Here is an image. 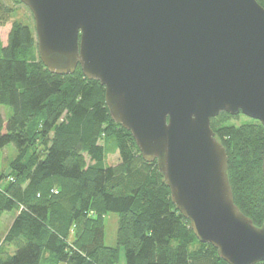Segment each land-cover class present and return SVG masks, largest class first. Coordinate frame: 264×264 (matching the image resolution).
I'll return each instance as SVG.
<instances>
[{
    "label": "water",
    "instance_id": "1",
    "mask_svg": "<svg viewBox=\"0 0 264 264\" xmlns=\"http://www.w3.org/2000/svg\"><path fill=\"white\" fill-rule=\"evenodd\" d=\"M38 57L54 74L79 65L104 86L195 237L228 264L264 261V218L235 205L227 153L210 119L224 111L264 128V7L257 0H18ZM264 177V147L262 151Z\"/></svg>",
    "mask_w": 264,
    "mask_h": 264
},
{
    "label": "trees",
    "instance_id": "2",
    "mask_svg": "<svg viewBox=\"0 0 264 264\" xmlns=\"http://www.w3.org/2000/svg\"><path fill=\"white\" fill-rule=\"evenodd\" d=\"M11 13L0 1V25ZM36 45L17 20L0 43V107L10 109L6 119L0 111V147L16 149L1 174L0 216L22 207L0 239V264H118L120 248L125 264H228L195 237L156 161H145L131 133L113 121L104 86L79 65L69 75L49 72ZM239 115L222 111L210 126L227 152L234 203L260 226L264 128L252 118L232 124ZM113 153L117 161L107 164ZM110 212L118 215L115 247L104 244Z\"/></svg>",
    "mask_w": 264,
    "mask_h": 264
},
{
    "label": "rangeland",
    "instance_id": "3",
    "mask_svg": "<svg viewBox=\"0 0 264 264\" xmlns=\"http://www.w3.org/2000/svg\"><path fill=\"white\" fill-rule=\"evenodd\" d=\"M2 1L5 5H8L9 7L12 8V13L10 15V18L4 25H0V43L2 45L6 44L7 37H8V32L11 28V24L13 23L14 20H17L25 25H28L30 29L33 31L34 36H35V31H34V22L32 19V15L28 8L23 5L22 3L16 1V0H0ZM36 39V38H35ZM37 46V45H36ZM37 50V49H36ZM38 54V52H37ZM0 111L3 114L4 118L6 119L7 116L10 114V109L5 106L0 107ZM248 117L245 115L241 114L238 116L237 119L232 120V124L239 125L241 123H244L247 120ZM109 152H113L114 148L113 146H108L107 147ZM227 153V152H226ZM16 156V149L12 144H8L4 147H0V179H1V174L6 173L9 169V164L11 160ZM117 161V154H108L106 156L105 162L107 164H113ZM0 180V189H3V186L6 182V180ZM22 209L21 206L18 205V208L11 209L9 211H5L2 213L0 216V239H3L5 236V233L10 226L12 220L16 216V214ZM118 228V215L116 213H107L104 216V244L106 246L110 247H115L116 244V231ZM9 252H12L13 249L11 247H7ZM120 257H119V262L118 264H125L124 261V256H123V249L120 248Z\"/></svg>",
    "mask_w": 264,
    "mask_h": 264
}]
</instances>
